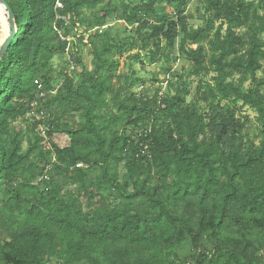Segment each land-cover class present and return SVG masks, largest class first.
Here are the masks:
<instances>
[{"label":"trees","instance_id":"16d2710c","mask_svg":"<svg viewBox=\"0 0 264 264\" xmlns=\"http://www.w3.org/2000/svg\"><path fill=\"white\" fill-rule=\"evenodd\" d=\"M2 1L15 31L0 57V216L11 234L0 264H264V0H201L200 29L188 25L191 0H142L123 6L130 35L120 40L73 34L91 26L83 9L104 0H59L63 9L57 0ZM100 11L96 29L112 15ZM68 36L75 55L77 40L90 47L94 70L73 56L77 71L67 62L54 90L52 61ZM180 37L190 69L168 68L165 91L128 97L127 78L115 90L112 59L153 48L151 62L168 63L166 50ZM34 102L46 114L33 127L69 139L50 145L53 163L41 147L46 138L23 152L12 128ZM244 108L262 124L258 143ZM70 185L78 186L71 200Z\"/></svg>","mask_w":264,"mask_h":264},{"label":"rangeland","instance_id":"374dc122","mask_svg":"<svg viewBox=\"0 0 264 264\" xmlns=\"http://www.w3.org/2000/svg\"><path fill=\"white\" fill-rule=\"evenodd\" d=\"M142 0H104L103 4H101L97 10L95 11H88L83 9V17L85 18L86 22L91 24L90 27H82L77 26L75 29L79 33H83L86 36H102V35H109L111 39L120 40L130 35V27H128L123 21H121V14L123 12V6H138L141 4ZM162 4L161 6H163ZM164 7V6H163ZM103 8L104 10L108 11L111 10L112 15L106 19L105 26L101 28H93V22L95 19V14L102 16L103 13L99 9ZM170 9H166L165 13H169ZM190 12L193 13V19L188 21V25L193 28H204L205 23L198 19L199 13L203 14L204 12V4L201 0H191L190 3ZM75 29L73 34L75 33ZM86 30L89 32L85 33ZM0 31L4 34L5 38L9 36V24L6 19V11L0 9ZM15 31V30H14ZM72 34V35H73ZM87 38V37H85ZM180 39L177 40V46L174 49H167L166 54L170 56V61L167 63L165 60L161 59L159 63L153 64L151 62V54L149 52H155L153 48L148 50L142 51L138 48L129 51L122 57L116 56L114 62L117 64V70L114 73V80L112 81L115 90H118L119 86H123L125 84V79H131L132 84L125 85V93L128 97L131 94H140L142 91L149 93L150 96L154 95L155 90L161 86L165 89V81L170 79V75H167L166 70L168 68H172V72L182 73L184 70L190 69V63H188L185 57L180 53ZM2 39L0 42H3ZM262 40L264 41V35L262 36ZM76 42V41H75ZM79 45V54L75 55V50L70 49L69 55L65 54L63 56L55 57L52 61V82L51 86L54 90H59L63 83V72L67 69V62L73 56L75 60L81 57L82 65L86 68L87 71L92 72L94 70L93 67V57L92 51L89 46L80 43L79 40L76 42ZM263 70H264V62H262ZM79 67V75L81 72V66ZM69 73H71L69 71ZM79 75L75 77V80L79 78ZM172 75V74H171ZM257 76L261 78L263 76L262 72L258 73ZM197 83H193L190 86V92L193 94L196 90ZM249 88V83L244 85V90ZM164 94V92H163ZM166 94V93H165ZM46 114V112L41 111ZM107 110H103L102 114H106ZM75 116V122H82L81 116L78 113H72ZM242 114H246L249 119L251 120V124L247 126L246 132L249 133L251 139H254L256 143L258 141L255 139L258 130L262 127V124L257 122V114L254 110L249 108H244L242 110ZM34 121L32 118L25 115L22 118H18L16 121L12 123V128L20 133L23 137V152H26L29 147L34 143L35 138L40 136V130L37 128L35 129L33 126ZM54 144L60 148L67 147L69 145V139L67 136L63 134H56L51 140L47 137L41 143L42 149L47 153L51 162H55V158L50 150V145ZM119 171L124 174L125 170L122 165L118 167ZM95 174V172H94ZM66 196L69 200L73 199L78 192L77 185H70L64 190ZM116 204V203H115ZM2 217L0 216V246L6 243L11 242V234L6 227L1 222ZM47 264H57L58 259H46ZM81 264H87L86 262H81ZM185 264H191L187 262Z\"/></svg>","mask_w":264,"mask_h":264},{"label":"built area","instance_id":"2783aa9c","mask_svg":"<svg viewBox=\"0 0 264 264\" xmlns=\"http://www.w3.org/2000/svg\"><path fill=\"white\" fill-rule=\"evenodd\" d=\"M56 7H57L58 9H63V5L61 4V2H59V0H57V2H56ZM62 20L65 21L66 23H68V21H67L66 18H62ZM74 34L78 35V32L76 31V29H75V33H74ZM80 34H81V33H79V35H80ZM61 38H62L63 41H67V43H68V47H67V49L65 50V52H66V54L69 55V53H70L69 51H70V49H71V46H70V45H71V43H72V40L74 41V37H70V36H68V37H66V38H65V37H61ZM68 67H69V71H70V72H76V71H77V69H76V67H75V65H74V63H73V61H72L71 58L68 60ZM38 90H39V91L42 90L41 86L38 87ZM41 97H43V94H41ZM37 105H38V104H37L36 102H34V103L31 104L30 108H31L32 110L27 114V116L30 117V118H32L34 121L39 122V121H41V120L43 119V117H44V113H43V112H38V111H37ZM39 130H40V134H41L44 138H46L47 128L41 126V127L39 128ZM45 179L47 180L48 177L46 176Z\"/></svg>","mask_w":264,"mask_h":264},{"label":"water","instance_id":"95a60500","mask_svg":"<svg viewBox=\"0 0 264 264\" xmlns=\"http://www.w3.org/2000/svg\"><path fill=\"white\" fill-rule=\"evenodd\" d=\"M0 5L4 8V10L7 13L8 19H9V24L11 27H13V22H12V13L10 11V9L8 8V6L2 1L0 0ZM7 19V18H6ZM14 38V29L12 28V34L9 35L3 42V44L0 47V57L3 56V54L6 52L8 46L10 45V42L12 41V39Z\"/></svg>","mask_w":264,"mask_h":264},{"label":"bare ground","instance_id":"6f19581e","mask_svg":"<svg viewBox=\"0 0 264 264\" xmlns=\"http://www.w3.org/2000/svg\"><path fill=\"white\" fill-rule=\"evenodd\" d=\"M0 9L3 10L4 8L0 5Z\"/></svg>","mask_w":264,"mask_h":264}]
</instances>
